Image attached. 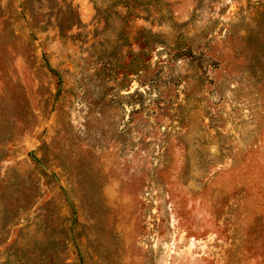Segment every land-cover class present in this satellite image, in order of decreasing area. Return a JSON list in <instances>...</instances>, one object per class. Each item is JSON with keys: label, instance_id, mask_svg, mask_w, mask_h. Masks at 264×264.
Segmentation results:
<instances>
[{"label": "rangeland", "instance_id": "374dc122", "mask_svg": "<svg viewBox=\"0 0 264 264\" xmlns=\"http://www.w3.org/2000/svg\"><path fill=\"white\" fill-rule=\"evenodd\" d=\"M0 264H264V0H0Z\"/></svg>", "mask_w": 264, "mask_h": 264}]
</instances>
